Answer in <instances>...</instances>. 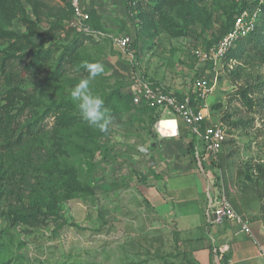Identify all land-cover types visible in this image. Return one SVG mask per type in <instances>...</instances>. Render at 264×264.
<instances>
[{
    "label": "rangeland",
    "instance_id": "1",
    "mask_svg": "<svg viewBox=\"0 0 264 264\" xmlns=\"http://www.w3.org/2000/svg\"><path fill=\"white\" fill-rule=\"evenodd\" d=\"M69 1L36 0L37 32L30 38L0 40V61L10 53L29 52L41 39L52 36L50 25L63 16ZM227 3L231 4L226 0L201 3L210 15L206 28L196 24L189 27L191 33L178 37L164 30H158L154 37H137V11L133 8L128 12L125 0H85L90 25L103 37L81 41L82 36L66 28L64 21L63 30L44 42L47 48L69 45L75 38L79 41L74 51L76 66L68 67L62 77H51L52 59L16 85L7 74L19 70L20 60H11L5 71L0 65V111L8 91L20 88L33 96L37 105L23 108L18 102L12 114L19 116L21 125L37 117L41 118L39 125L43 124L39 136H24L9 154L0 141V264H188L179 250L171 214L175 197L196 199L202 204L206 196L200 184L191 187L187 178L177 193L173 191L169 180L177 172L180 176L187 174V169L205 179H217L216 185L222 180L236 212L249 223H259L264 232V92L241 96L242 89L264 83V64L232 61L204 66L190 53L218 35L220 23L227 19ZM24 6L36 20L32 10ZM7 30L26 33L17 20ZM118 36L129 39L128 49L123 51L112 45L110 38ZM91 63L103 66V73L91 80L90 88L104 101L116 91L127 95L135 75L170 93L188 94L199 106L204 100L197 98V92L208 91L207 126L221 124L227 136L218 165L208 167L193 154L196 146L190 133L185 138L181 134L184 131L175 138L161 137L153 115L131 103L130 109L121 113L107 108L113 119L107 132L89 127L72 100L71 91L81 79L89 78L85 65ZM239 67L243 70L235 75ZM67 103L74 107L71 112L79 128L70 132L61 155L50 130L54 117L48 116L47 109ZM18 109L24 110L19 113ZM237 121H247L249 127L232 128L231 123ZM140 147H146L150 154L142 155ZM149 160L155 162V167L149 165ZM61 161L73 166L77 182L88 188V195L62 201L56 214L48 215L49 220L39 227L12 226L9 215L20 200L18 196L29 198L51 171L52 164ZM50 175L57 179L58 173ZM154 195L166 200L167 210L155 204ZM192 234L197 238L201 235L197 230Z\"/></svg>",
    "mask_w": 264,
    "mask_h": 264
},
{
    "label": "trees",
    "instance_id": "2",
    "mask_svg": "<svg viewBox=\"0 0 264 264\" xmlns=\"http://www.w3.org/2000/svg\"><path fill=\"white\" fill-rule=\"evenodd\" d=\"M204 0H125L127 11L135 9L137 11L136 17L139 18V28L137 29V37L145 36L154 37L158 30H164L172 37L184 36L191 33L190 26L201 24L204 28L210 23V15L205 13L201 3ZM231 4L225 10L227 19L224 23H220L218 29V35L212 42H208L204 49L215 44L222 36L230 31L232 28L236 16L241 10L250 8L252 5H257L258 0H226ZM134 2V4H132ZM24 5H27L33 12L36 20L32 19L28 15ZM36 0H0V40H20L30 38L35 35L38 30L39 13ZM262 14L264 15V3L259 5ZM72 11L70 3L67 4V10L63 13V16L57 17L53 24L50 25V33L52 36L41 39L39 45H34L29 52L16 55L10 53L0 61L2 70H7V65L11 60L19 59L21 64L16 73L12 75L7 74V78L12 81L13 84L20 85L24 78L30 77L40 71L42 65L50 60H54L51 77L60 78L68 70V67L76 66L77 54L74 52L78 47L79 41L77 39L71 40L69 45L62 47L49 46L44 48V42L46 40L54 39L53 34L63 30L62 23L67 21L71 17ZM17 20L20 22L26 30V33L16 34L14 31H8L7 27ZM89 23L90 19H89ZM72 31V30H71ZM76 36H82V40L87 39L83 34H78L72 31ZM59 52L58 57L55 53ZM243 62L244 64H264V20L260 26L254 28L246 37L240 39L235 48L230 50L223 63L227 65L229 62ZM25 62V63H23ZM243 70L239 67L235 70L234 74H238ZM164 90V89H163ZM166 93H170L168 90H164ZM264 92V83L249 86L242 89L241 96L247 98V94L260 95ZM173 94V93H172ZM177 98L182 99V95L173 94ZM5 104L0 111V141H2V149L9 154L16 146L23 142V137L27 135L39 136L41 125V118L37 117L34 121L29 120L25 125H21L19 122V116L12 114L16 109L15 105L18 102H22V107H35L37 101L33 96L27 95L20 88H14L8 91ZM105 107L113 109V112L121 113L130 109L129 103L131 97L129 94L122 95L116 91L111 94L105 101ZM135 107V106H134ZM137 108V107H136ZM142 112L150 113L153 115L152 119L157 120V116L154 110L148 108H137ZM24 109H18L17 112L21 113ZM71 110L74 107L71 103L51 106L47 109L48 116L54 117V123L50 130L52 138L55 142L57 152L65 153L63 150L64 142L69 139L70 132H73L78 127V120L72 116ZM68 113V114H67ZM35 116L38 115L34 113ZM247 121H237L231 123V127L235 129L241 128L246 130L249 127ZM79 128V127H78ZM85 136V135H84ZM80 137L83 138L82 133ZM192 141L196 143V139L192 137ZM201 156V155H199ZM218 160V159H217ZM51 166V171H46L45 177L41 184L34 189V193L29 198H18V204L13 207L10 212V220L12 226L25 225L29 227H39L47 222L49 216L56 214L58 210V204L62 201L71 199L73 196H85L88 195V188H82L76 180V174L72 165H68L65 162H60ZM212 166H217L218 161L210 162ZM57 172V179L53 178L50 173ZM49 177V178H48ZM53 178V179H52ZM230 201V200H229ZM231 202V201H230ZM2 214H0L1 217ZM188 261V260H187ZM191 264V262H187Z\"/></svg>",
    "mask_w": 264,
    "mask_h": 264
},
{
    "label": "built area",
    "instance_id": "3",
    "mask_svg": "<svg viewBox=\"0 0 264 264\" xmlns=\"http://www.w3.org/2000/svg\"><path fill=\"white\" fill-rule=\"evenodd\" d=\"M85 0H70L71 17L65 22L66 28L78 34L90 37H103L98 30H94L89 23V11L84 8ZM264 0H258L257 5L241 10L236 16L230 31L222 36L215 44L204 49L196 47L191 50L193 58L204 66H217L223 63L226 54L235 48L236 43L246 37L255 27L260 26L264 20V15L259 7ZM134 4V2L132 3ZM112 45L119 50L129 48V39L125 36L111 37ZM208 91L202 89L197 92V98L204 103L199 106L197 100L191 99L188 94L181 93L182 99L177 98L172 93H166L160 87L155 86L149 80L141 76L131 78L129 95L132 105L137 108H148L154 110L158 117L156 120V130L165 138H175L178 136L179 124L190 129L192 137L197 143L202 145L204 159L216 162L218 155L223 148L227 136L221 124L207 126V105L206 95ZM163 120H172L175 123V134L169 135V130L163 129L166 135L160 131V123ZM207 220L214 224L224 222H235L248 237H252L250 224L236 212L231 202L227 198L224 187L220 184L213 194H208L207 199Z\"/></svg>",
    "mask_w": 264,
    "mask_h": 264
},
{
    "label": "crops",
    "instance_id": "4",
    "mask_svg": "<svg viewBox=\"0 0 264 264\" xmlns=\"http://www.w3.org/2000/svg\"><path fill=\"white\" fill-rule=\"evenodd\" d=\"M149 81L157 86L153 81ZM180 132L184 138L187 137L188 133L191 134L190 129L182 124H179L178 135ZM195 146L196 152L193 154L201 155L203 164L212 167L209 160L204 159L202 145L196 142ZM200 169L202 168L200 167ZM186 173L180 176L177 172L171 177L169 181L173 191L177 193L187 178L192 182L189 184L191 187L200 184L206 197L202 204L196 199L181 200L175 197L174 211L171 214H173L172 219L179 250L183 257L192 264H264V232L260 224L257 222L249 223L252 237H248L235 222L221 224L208 222L206 203L208 194H213L220 184L223 186L222 180H220L219 185H216L217 179H205L204 175L194 173L191 169H187ZM160 175L164 177L161 173ZM153 198L158 207L163 208L168 205L166 200L164 201L158 195H154ZM163 209L167 210L166 207ZM193 230L199 231L201 234L199 238L193 236Z\"/></svg>",
    "mask_w": 264,
    "mask_h": 264
},
{
    "label": "clouds",
    "instance_id": "5",
    "mask_svg": "<svg viewBox=\"0 0 264 264\" xmlns=\"http://www.w3.org/2000/svg\"><path fill=\"white\" fill-rule=\"evenodd\" d=\"M85 68L89 72V78L81 79L75 85L71 91V98L89 127L107 132L113 119L109 109L105 107L103 97L95 94L90 88L91 80L103 73V66L100 63H91L86 64Z\"/></svg>",
    "mask_w": 264,
    "mask_h": 264
},
{
    "label": "bare ground",
    "instance_id": "6",
    "mask_svg": "<svg viewBox=\"0 0 264 264\" xmlns=\"http://www.w3.org/2000/svg\"><path fill=\"white\" fill-rule=\"evenodd\" d=\"M160 131L163 135H166V132L163 131V129H166V130H169V135L171 134H175V129H176V126H175V123L172 121V120H163L161 123H160Z\"/></svg>",
    "mask_w": 264,
    "mask_h": 264
},
{
    "label": "water",
    "instance_id": "7",
    "mask_svg": "<svg viewBox=\"0 0 264 264\" xmlns=\"http://www.w3.org/2000/svg\"><path fill=\"white\" fill-rule=\"evenodd\" d=\"M138 151L144 156L149 155V150L146 147H140V148H138ZM149 165L152 167L155 165L153 160H149Z\"/></svg>",
    "mask_w": 264,
    "mask_h": 264
}]
</instances>
